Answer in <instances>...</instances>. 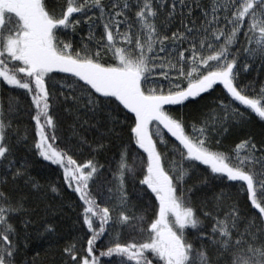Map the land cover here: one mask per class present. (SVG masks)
<instances>
[{
	"label": "snow or ice",
	"instance_id": "snow-or-ice-1",
	"mask_svg": "<svg viewBox=\"0 0 264 264\" xmlns=\"http://www.w3.org/2000/svg\"><path fill=\"white\" fill-rule=\"evenodd\" d=\"M261 72L264 0H0V264H38L73 194L58 264H264Z\"/></svg>",
	"mask_w": 264,
	"mask_h": 264
},
{
	"label": "trees",
	"instance_id": "trees-1",
	"mask_svg": "<svg viewBox=\"0 0 264 264\" xmlns=\"http://www.w3.org/2000/svg\"><path fill=\"white\" fill-rule=\"evenodd\" d=\"M58 2H62V0H58ZM96 34L97 36H99L100 34L99 29L96 30ZM68 35H70V38L74 43V46L79 44L81 37H84L85 42H87L88 40L86 27H83L82 30L75 33L70 32ZM246 79H257V82H259V80H264V72H261L258 77L256 73H249L247 74ZM4 95H5L4 90L0 89V97H3ZM174 110L177 111L182 110L186 114L189 112L188 108H184V109L175 108ZM246 119H247L248 130L255 133L258 137L261 130L264 129V122H262L259 119V117H257L254 113L248 115ZM33 123L34 122L30 120L29 116L26 113L19 120L13 121L14 125L18 124L20 126L21 132H23L25 128L27 129L30 139L34 132ZM113 153H114V149L110 150L105 155L99 157L101 163H104L106 167L108 163L111 161ZM47 163L48 162H43L41 158V160L37 162V166L32 170V174L40 176L42 182L48 179L51 180L56 179L55 175L48 168L43 166L44 164ZM113 166H114V162H113ZM47 202L51 203L53 208L57 209V211L55 212L45 211L43 204H41L38 213L33 217L34 225L30 230L34 231L35 229L39 228L40 225L45 220H47L55 223L58 236L54 237L51 241L52 243L51 251H46V249L48 248L47 241L41 242L39 244H35L32 247L35 248V250L40 253L38 257V264H58L60 259V248L64 245V243L78 234L80 235L83 234L82 225H80L77 222V215L80 211L78 205L80 202L78 200V197L74 194L71 195L70 201H68L67 199L65 201H61L59 199H54L52 197H49ZM69 202L72 205L71 209L67 207V204ZM28 256L29 257L33 256V251L31 249L28 252Z\"/></svg>",
	"mask_w": 264,
	"mask_h": 264
}]
</instances>
